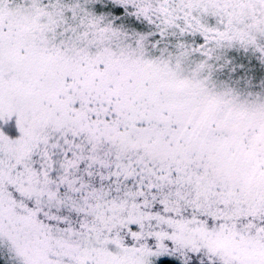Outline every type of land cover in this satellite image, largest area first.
Masks as SVG:
<instances>
[{"label":"snow or ice","instance_id":"6c2138e0","mask_svg":"<svg viewBox=\"0 0 264 264\" xmlns=\"http://www.w3.org/2000/svg\"><path fill=\"white\" fill-rule=\"evenodd\" d=\"M0 264H264V0H0Z\"/></svg>","mask_w":264,"mask_h":264}]
</instances>
